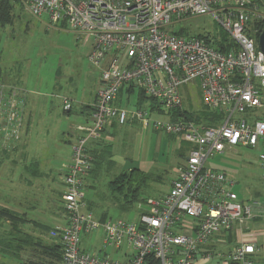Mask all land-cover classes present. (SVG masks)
<instances>
[{"label": "built area", "instance_id": "obj_1", "mask_svg": "<svg viewBox=\"0 0 264 264\" xmlns=\"http://www.w3.org/2000/svg\"><path fill=\"white\" fill-rule=\"evenodd\" d=\"M20 1L32 16L47 17L51 26H66L78 36H89V60L100 72V87L88 109L89 124L77 127L82 135L72 148L71 163L62 169L67 220L52 231L62 248L60 264H194L216 235H229L235 229L246 232L257 212H264V203L239 200L234 182L221 171L208 170L206 163L215 154L262 147L264 180V118L253 114L264 109V53L259 47L264 0ZM203 16L212 17L236 48L222 53L213 47L214 38L207 41L167 31ZM256 17L262 25L253 36L250 26ZM196 84L202 105L223 115L214 126L198 125L183 116L168 117L184 112L180 88ZM130 87L158 107L138 102L131 109L119 106L121 90ZM19 101L16 89L0 85V150H11L21 141ZM64 106L71 109L68 99ZM250 112L248 119L236 116ZM154 114L167 118H154ZM113 123L150 126L192 145L169 193L147 200L137 221L97 220L83 201L84 177L94 164L88 143ZM97 231L104 234L102 256L81 249L82 234ZM108 247L114 248L118 259L107 254ZM258 251L257 243L241 241L217 257L222 264H254ZM205 256L214 257L211 252Z\"/></svg>", "mask_w": 264, "mask_h": 264}, {"label": "rangeland", "instance_id": "obj_2", "mask_svg": "<svg viewBox=\"0 0 264 264\" xmlns=\"http://www.w3.org/2000/svg\"><path fill=\"white\" fill-rule=\"evenodd\" d=\"M9 1L12 5L10 22L0 26V85L18 91L23 130L18 146L0 152V210L13 212L18 220L24 216V221L13 223L0 217V240L4 243L0 245V264H31L40 260L59 264L61 255L58 261L50 263L51 259L40 246H60L52 237V231L57 217L65 213L62 169L71 163L73 145L82 135L77 127L89 124L87 108L93 104L100 87V72L89 60L92 49L89 36H78L66 26H51L47 17L32 16L20 0ZM261 25L256 17L250 26V35H256ZM180 29L191 35L214 34L218 39L223 34L210 16L184 20L167 31ZM180 91L184 110L200 114L203 110L200 87L187 85ZM137 95L138 92H134L131 101L122 100V104L134 108ZM66 99L71 104L69 113L65 112ZM253 114L264 118V109H256ZM236 116L248 119L251 112ZM153 117L167 118L161 114ZM109 130L114 135L107 134L106 130L99 139L88 143L89 154L95 160L93 169L84 177L83 201L97 220L137 221L147 200L169 193L192 145L183 137L157 132L139 123L116 124ZM261 151L262 147L238 148L215 154L208 159L206 168L221 171L234 182L233 189L239 200L246 204L257 200L264 203ZM133 168H141L144 173L139 178L144 179L137 176L136 182L130 179L127 183L140 190L141 198L139 203L123 211L114 202L120 195L111 192L109 183L116 179L119 184H127L121 182V175ZM251 227L252 223L248 225L249 230ZM260 232H264V227ZM232 233L218 234L209 241L212 245L207 248L214 257L207 264H222L217 254L232 248L227 241ZM103 236L102 231L82 234L81 249L102 256ZM223 238L227 239L220 242ZM6 242H11L13 247L10 253L4 248ZM258 247L254 264H264V236ZM106 252L119 258L113 247H108Z\"/></svg>", "mask_w": 264, "mask_h": 264}, {"label": "trees", "instance_id": "obj_3", "mask_svg": "<svg viewBox=\"0 0 264 264\" xmlns=\"http://www.w3.org/2000/svg\"><path fill=\"white\" fill-rule=\"evenodd\" d=\"M11 11H12V5H11L10 1L9 0H0V26H3L4 24H8V22H10ZM222 33L223 34L220 35V39H218L214 34H210V33H202V34H197V35H198V37L205 38L207 41H209L208 37L214 38L213 47L217 51H220L222 53L229 52L231 49L236 48V44L230 39L228 34H226L224 31ZM177 34L183 35V36H191L190 33H185L182 31V29L178 30ZM258 36H259V34L257 35V37ZM125 89H127L132 94L134 92H138L136 102H138L139 105L150 104L152 106V108L158 107V106H156V102L153 100H149L144 95V93L142 91L133 90V88H131V87L125 88ZM123 90H121L119 97H121ZM202 108H203V110L200 111V114H198V115H195L193 112H189L187 110H184V112H182V113L181 112H174V113L170 114L169 117L172 120H177L181 116H183L186 119L193 121L198 125H206V126H214L221 121L222 116H223L222 114L217 113V112H211L207 108H205L203 105H202ZM88 109L89 108H87V110ZM65 112L68 113L67 110H65ZM115 125H116V123H113L112 126H115ZM106 130H104L103 133H105ZM191 149H192V147H191ZM0 152L4 153L7 151L6 150H0ZM91 157L93 158L92 155H91ZM94 160L95 159L93 158V161ZM33 169H34V167H32V170ZM28 172L30 175L31 170L29 169ZM141 173H144V172H142V170H140L139 168L129 169L128 171L122 173V175H121L122 181L121 182L127 183V182H129L130 179H132L134 182H136L137 176L139 178L142 175ZM139 179H141V178H139ZM143 179L144 178H142L141 180H143ZM125 180H127V181H125ZM109 187H110L111 192L114 193V195L115 194L120 195L119 198H114V202L117 205H119L120 209H122L123 211L129 210L131 208V205L134 206L136 203H139V200L141 198V193H140V190L138 188L133 187L132 185H128V183L127 184H121V183L119 184V182H117L116 179L113 181H110ZM130 188H134V189L130 190ZM125 191H126V194L124 193ZM24 215L26 216V214H24ZM0 217H4L8 221H13V223H18V222L24 221V220H22V219H24V216H22L21 220H18L13 215V212H9V211L7 212L6 210H0ZM11 236H12V234L9 235V238ZM229 240H231V242L234 241V238H232V234L229 236L228 241ZM2 244H4V243L2 240H0V245H2ZM40 247L43 249L46 257L51 259L50 263H52V261H54V260L58 261L60 259V255H61V259H62V254H61L62 248H61V246L46 244L45 246H40ZM4 248L7 249L6 252L10 253L11 249L13 248L11 246V242L9 244L6 242V245H4ZM60 249H61V252H60ZM61 259H60V262H61ZM31 264H49V263L47 260H43V261L40 260L39 262H32Z\"/></svg>", "mask_w": 264, "mask_h": 264}, {"label": "crops", "instance_id": "obj_4", "mask_svg": "<svg viewBox=\"0 0 264 264\" xmlns=\"http://www.w3.org/2000/svg\"><path fill=\"white\" fill-rule=\"evenodd\" d=\"M132 95L133 94L130 93L127 89H124L123 90V94L121 96V100L118 98V105L119 106H124L122 104V100H127L128 102H130ZM26 102H27V100H26ZM67 112L69 113L70 111L67 110ZM112 127H114V126H111V127L107 128V134L114 135V134H110V130L109 129L112 128ZM142 127H144V126L142 125ZM139 169L142 170L141 168H139ZM66 220H67V217H66V214L64 213L63 217H61V218L57 217V219L55 220L54 227L59 226V224H65ZM262 221H264V212L262 213V212L258 211L257 215H256V218L251 222L252 223V227H251L250 230L248 229L244 233H241L238 229L234 230V232L232 233V238H234V241L231 242V240H229L231 245L234 246V245H236L237 243H239L241 241L254 242V243L258 244L260 238L264 236V232H260V230L264 227V223H262ZM208 245H212V244L210 242H208L203 247L201 254L198 256V258L196 259L194 264H207V262L210 260L208 257L205 256V253L210 251L209 248H207ZM224 253H228V251L224 252Z\"/></svg>", "mask_w": 264, "mask_h": 264}, {"label": "water", "instance_id": "obj_5", "mask_svg": "<svg viewBox=\"0 0 264 264\" xmlns=\"http://www.w3.org/2000/svg\"><path fill=\"white\" fill-rule=\"evenodd\" d=\"M259 47H260L261 52L264 53V30L259 38Z\"/></svg>", "mask_w": 264, "mask_h": 264}]
</instances>
